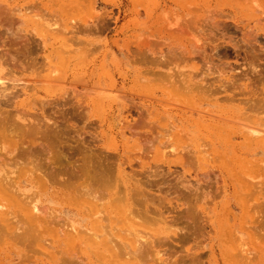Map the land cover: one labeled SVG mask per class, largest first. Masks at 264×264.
I'll return each instance as SVG.
<instances>
[{
    "label": "bare ground",
    "instance_id": "bare-ground-1",
    "mask_svg": "<svg viewBox=\"0 0 264 264\" xmlns=\"http://www.w3.org/2000/svg\"><path fill=\"white\" fill-rule=\"evenodd\" d=\"M168 1L173 5L179 4V0ZM23 2L24 0H0V162H16L37 157L39 160L51 161L59 157L58 153L63 154L67 150L68 154L64 152L68 155L67 158H75L81 163L79 167L75 166L80 172V175L76 174L80 180V188L77 190L83 196H87L85 198H88L90 207L86 210H76V218L71 220L72 216L52 210L51 193L47 188L35 190L32 193L35 194L34 196L25 194L21 198L19 211L15 213V225L0 219V241L7 236L20 238V242L25 240L23 243L28 241L32 244L30 247L35 251L29 247V252L33 251L31 253H36L40 249L49 251L52 257L43 264H157L158 258H153L157 257V254L151 250L155 245L154 240L146 241L144 236L128 231L129 238L123 241L112 230V208L118 209L115 203L125 201L129 210L132 206H142L146 212H158L166 221L181 224V230L172 239L161 238L159 244H169L172 241L178 244L186 243L185 241L190 243L186 248L184 245L180 248L178 257L183 258V264H264V159H256L261 161L262 170L257 180L246 181L239 185L249 191H261L255 203L249 204L250 207H246L242 199L238 198L239 195L238 197L235 195L232 202L229 201L228 206L223 209L195 210L192 204H189L185 207H170L163 211L153 208L155 196L148 190L149 187L158 185L150 178L163 175L161 172L165 171L167 177L174 175L180 177V174L184 177L188 173L197 188L222 187L228 192L227 174L215 163L214 150L219 144L217 131L221 125L236 127L238 132L233 138L242 140L236 144L255 145L256 152L264 153V136L261 135L264 127V99L260 97L261 92L262 94L264 92V85L258 89L264 81V0H240L241 4L234 0L227 2L225 9L228 13L223 16L218 14L215 0H202L203 16L200 15L202 18L199 21L193 19L194 16L188 18L189 20L184 16H178L173 25L182 32L160 34L157 39L158 45L152 40L151 44L150 39L148 40L150 44L144 41L138 42V48L144 44L153 46L154 43L159 46V50H164L161 56L155 53L157 57L155 56L156 59L152 61L153 56L150 59L144 54L146 60L141 51H137L139 57L143 55L145 62L153 64L152 71L145 74L151 76L148 81L159 82L155 83L158 86L155 96L148 102L149 104H144L140 100L139 102L135 100V103L133 100L131 105H128L130 103L127 104V100L123 99L117 105V115L112 114L104 123H108L107 126L111 129L119 126L118 132L125 140L136 137L141 144V154L158 150L161 144H164L162 132L153 125V117L161 112L162 99L159 93L162 96L175 91L182 98L183 103L173 113L174 121L177 123L174 124L181 126V132L191 131L190 138L195 143H190L178 151L177 163L172 166L173 169L171 166L166 167L157 163L138 172L132 170V164L129 162L133 176L139 173L148 180V186L139 190L129 188L123 179L127 167L125 164L129 158L123 147L118 146L115 150H111L108 144L91 141V139L95 140L96 136L94 134L95 137L90 136V133L84 130L90 122H85L88 120V115L84 113H87L90 106L98 107L99 96L91 97L93 88L88 85L87 80H84V76L79 78L72 70L73 57L69 54L75 49L72 51L67 49L66 58L64 51L62 53L61 48H58L65 59H60L61 62L56 64L46 57L47 63H43L48 65L42 76L43 79L56 83L61 80L64 83L59 96L44 101L49 107L48 113L45 109L38 111L26 109L22 102L16 100L19 96L25 95L30 79L40 78L38 74L42 73L41 68L44 66L41 61L43 58L33 56L34 50L32 51V47L30 49L28 46L30 40H33L28 36L31 33L26 34L29 33L26 29L29 23H32L34 28H38L36 19L42 17L41 12L44 10L47 12L48 15L44 11L45 16L42 17V21L40 19L42 22L40 24L45 26V29L38 28L41 33L36 32L43 43L46 36L50 39L51 33L61 34L65 30L59 26L63 21L67 28L70 26L73 29L75 19L71 0ZM190 9L197 11L194 7ZM63 14L64 17H60ZM47 16L49 19L46 18ZM25 29L26 33H24ZM72 29L71 31L74 32L75 27ZM68 31L71 33L70 30ZM226 31L236 33L237 40L231 41L234 39H231L234 36L231 34L229 39L218 41L223 36L217 38L216 33L223 32L224 35ZM61 38L65 39L67 35ZM70 43L73 46V42ZM150 46L146 49H150ZM165 50L170 57H166ZM229 53H233L236 60L227 62ZM56 57L53 59L57 61ZM231 57L232 55L229 59ZM239 58L241 60H238ZM136 59L140 64L141 60ZM35 62L41 65L35 66ZM166 63L168 65L173 63L174 66L171 68ZM33 66L38 67L40 71H37L38 68L34 70ZM33 71H36L37 77L32 76ZM242 79L246 81L242 82ZM79 83L82 84L80 90H78ZM257 89L260 92H257ZM79 95L86 96V99L83 102L76 101ZM77 106L82 108L81 111L76 110L79 108ZM123 109H126L127 114L121 118ZM116 117L118 121L115 124ZM81 119L83 120L81 122L86 123L83 128L76 124ZM99 127L101 131L97 133L104 141L103 124L100 123ZM208 145L210 151L202 148ZM206 152L211 155V159L207 160ZM63 155L60 153L62 159ZM0 180L2 182L7 180L4 172H0ZM106 220H109V225H106L108 224ZM125 226H127L125 230L135 227L131 221L125 223ZM46 227L50 230L49 235L43 233L46 232ZM119 237L122 243L119 241L118 244L115 238ZM76 242L84 245L82 249L69 250L67 246ZM106 250H109L111 255L120 257H94V255H102ZM177 251H174L175 255ZM27 259L30 261L29 258Z\"/></svg>",
    "mask_w": 264,
    "mask_h": 264
},
{
    "label": "rangeland",
    "instance_id": "rangeland-1",
    "mask_svg": "<svg viewBox=\"0 0 264 264\" xmlns=\"http://www.w3.org/2000/svg\"><path fill=\"white\" fill-rule=\"evenodd\" d=\"M25 1L26 0H24V2ZM28 1L30 0H27V2ZM43 1L48 2V0ZM62 1L66 2V0ZM71 1L72 5H74V32L71 31L72 27L70 28L69 26L68 29L63 21L59 25L62 26L63 29L59 26L58 27L62 30L65 29L64 31L66 33L62 31L64 32V34L62 35V32L58 28V31H60L61 34L56 32L53 35L51 33L50 39L48 38V36H46V40H43V43H46L43 44L42 40L39 39L37 33H41V30L38 28L45 29V26H41L40 24V22L42 21V17L45 16L44 10L43 12H41V21L38 17H36L38 19L35 18L36 20H38V28H34L33 24L29 23L26 28L28 29L29 33H26V29L24 30V33L26 34L31 33L30 35H28L30 36V38H32L33 40L35 39L34 41L30 40V45L28 44V46H30V49L32 47V51L34 50V53H32L33 56H41L38 57L39 59L43 58V60H41L43 61L42 64L47 63L46 57L52 59V63L57 64L60 59H65L66 54H68L67 52H65L67 51V49H69L70 51H72V49L76 50L70 52L71 54H69L73 57L71 68L79 78H82L84 76V80H87L88 85L93 88L94 92H92L93 94H91V97L96 98L97 96H99V100H97L98 107L92 108L90 106L87 110V113H84L85 115H88V120L85 122L87 123L90 121L89 124L86 125L85 122H81L83 121L82 119L76 124L78 127L82 128L86 125L87 127H85L84 130L90 133V136H92L93 134L96 136L95 137L93 135V137H95V140L91 139V141H95V143L108 144V148H111V150H115L118 146L120 148L123 147L126 155H129V158L127 159L125 164V167H127L125 168V174L123 173V179L129 186V188L138 190L143 189L148 186V180L147 178L140 176L138 173L140 171L138 170H141L142 168H149L157 163H161L166 167H172L177 163L176 157L178 151L182 147H185L190 143L195 144L193 139L190 138L192 135L191 131L181 132V126L175 125L177 123L173 118V113L175 112L177 107H180V105L183 103L182 98L177 95L175 91H171L170 93L162 96L159 93L160 96H158L162 99V106L160 107L161 112H158V114L153 117V125H155L156 129H160L159 131L162 132L160 133L161 135L163 134L162 139H164V144H161L162 146L160 145L161 147L158 150H151V152H147L146 154L140 153L141 144L136 137L125 140L124 137L118 132L119 126H115L114 129H111L107 126L108 123L104 122L108 120V118H110L112 114H114L115 116L117 115V105L123 99L127 100V104L128 102L130 103L128 105H131L133 100L135 103L136 101L139 102L140 100V102H143L144 104H149L148 102L154 98V94L158 87L157 84L159 82L148 81L149 79H151V76L150 74L145 73H150L152 71L153 64L146 61L148 63L147 64L143 58L147 55V57L151 59V57L153 56V58L151 59L152 61L156 59L155 56L157 53V56H159L160 54L163 55L164 50H159V46L157 47V39L160 34L177 33V31L182 32L180 28H177L173 25L176 17L184 16L186 20H189L188 18H190L191 16L193 18L194 16L193 19L199 21V19L202 18H200V15L203 16L202 0H179L178 6L173 5L168 0ZM188 1L191 3H189ZM225 1L215 0L214 2L216 7H218V14H221L220 16L228 13V11L225 9L227 6L226 3H229L231 1L233 2V0H228L227 2ZM235 1L241 4L240 0H234V2ZM186 5L190 8L194 7L197 11L191 10ZM198 9L200 12L198 11ZM159 12H161V14H159ZM60 17H64V14ZM160 17H162V19H160ZM27 18H29L28 14ZM46 18H48V16ZM46 18L44 17L43 19L45 20ZM157 19L158 21H156ZM43 25H45V23ZM166 26H168L169 28L174 27L176 29H169L166 28ZM68 30H70L71 33H74V39L73 33L71 34ZM32 33H34L33 36ZM68 33L70 34L68 35ZM216 34H218L217 38L220 35L223 36H220L221 38L219 37L220 39H218V41H225V38L229 39L231 37V34L232 36L234 35L233 37H231V39L234 38L232 40L230 39L231 41H235L238 38H235L237 34L233 33V31H226L224 35H222L223 32H217ZM66 35L67 38L65 39H67L68 41L61 38L62 36L66 37ZM225 35H227L228 37ZM37 37L38 43L36 40ZM40 40L43 45L42 47ZM70 40L73 42V46L70 43ZM148 40L149 42H151V44L152 41H156L157 45L154 43L153 46L147 44L145 45L144 43L150 44ZM140 41H144V46H140V48H138V42ZM149 46L150 49H146V47ZM58 48H61L62 53L63 51L64 54L66 53L64 55L65 57L62 56L63 54L60 53L61 51H58ZM137 51H141L140 53L146 55H144L143 57V55L141 54L143 58L139 57L140 55H138L139 52L137 53ZM58 54H60V56H58ZM166 54L167 52L165 50V55ZM229 54L230 56L232 55V57L229 59V56L227 62H233L234 60H236L233 53ZM52 56H57V61L54 60ZM168 56L170 57L169 54L166 55V57ZM128 57L131 58L129 59ZM147 57L145 58L146 60ZM38 58L36 59L38 60ZM136 58L141 60L140 64ZM34 60L32 62H34ZM238 60L241 59L239 58ZM36 62L34 63L35 66L38 64ZM38 65L41 64L39 63ZM43 65V67L41 68L42 73L40 72L38 74L40 75V78L36 76V71H33L34 73L32 76H36L37 78L34 79L31 76L32 80L30 79L28 81V87L26 89L25 95L19 96L16 100L18 102H22L26 109H31L34 111L45 109V112L47 111L48 113L50 110L49 107L44 103V101L47 99H52L55 96H59V93L63 89L61 87L64 86V83L61 80L57 81L56 83L55 81L48 82L46 81V79H43L42 76L46 72L45 69L48 67V65ZM167 66L172 68L174 64H167ZM35 68L36 67H34V70H36L38 67L36 69ZM37 71H40L39 68L37 69ZM243 81L245 82L246 80L242 79V82ZM80 83L78 84V90H80V86H82V84ZM262 85H264V81L261 83V85L258 86V89H260ZM258 89L257 92H260V90ZM263 94L261 92L260 97L264 99ZM85 99L86 96L79 95L76 101L83 102ZM164 108L166 109V111L163 112L162 110ZM81 109L82 108L79 107L76 110L81 111ZM126 114V109H123V112H121V118ZM120 119L119 124L121 123ZM117 121L118 117H116L115 124L117 123ZM100 123L103 124L102 129L105 130L104 136L102 137L104 141L101 140V136L97 133L98 131H101V126L99 127ZM178 129L181 130L179 131ZM237 132L238 131H236V127L234 126L221 125V127L217 131L219 135V144H217L214 150L216 165H218V168L224 169L227 174L226 178L229 185V188L227 190L228 192H226V190L222 187H219L217 189L207 186H204L203 188H197L195 186V181L188 173L184 177L181 174L180 177H178L179 175L176 177L175 175L167 177V174L164 171L163 173L161 172V174L163 175H159V173V176L150 178L154 179V181L158 185L153 186L152 188L149 187L150 189L147 188L151 191L152 195L155 196V203L153 205V208H158V210L164 211L165 209H170V207H185L189 204H192V207L195 210L200 208L206 211H210L214 208L223 209L228 206L227 204L229 203V201L232 202V198L235 195H239V197H237L242 199L246 207H250L249 204L253 205L258 199V196L261 195V191H249L244 189L243 186L240 187L239 185L246 181L257 180V178L262 174L260 164L261 161H257L256 159H264V153L261 151L256 152L255 145L253 146L248 144H236V142H242L241 138H233V136H236ZM261 135L264 136V127L263 130H261ZM232 140L235 142V145H233L234 142ZM202 148L206 151H210L209 145ZM64 152V155L62 154V152H60L61 155H63L64 160L60 156V153H58L59 157L61 158L57 156V159H52L51 161H45L42 159L39 160V157H37L32 159L29 158L18 160L16 162L11 161L6 163V160L4 161L5 163L0 162V172H4V174H6L7 176V180H4L3 182L0 180V219L2 218L6 223L9 222L12 225H15V213L19 211V202L21 201V198L24 197L25 194H32L35 192V190L45 188H47L51 193L50 204L52 210L61 212L62 214H66V216L69 217L72 216L71 220L76 218V210H86L90 207L88 198H85L87 196H83V194L77 190L78 188H80V180L77 178L78 176H76V174L80 175V172L79 169L75 168V166L78 165L76 167H79L81 163L79 161H76L75 158H67L68 155L65 154H68V152ZM206 158L207 160L211 159V155H209L207 152ZM129 162L132 164V170L135 169L138 171H136L138 173L137 175L135 174L133 176L134 173H131L133 171H130L131 166L129 165ZM173 168L174 167H172V169ZM159 181L160 183H157ZM32 195L34 196L35 194ZM115 204L116 206H118V209H116V207L112 208V230L116 233V235L118 234L123 241H126L127 238H129L128 231H134L138 235L144 236L146 241L154 240V249L152 247L151 250L155 254H157V257H153L158 258L157 264H183V258L178 257L179 251L181 246L184 245V248H186L190 243L185 241L186 243L178 244V242L172 241L169 244H159V241H161L162 239H172L174 235L181 230L180 223L166 221L159 215L158 212H146L143 210L142 206H132V209L129 210L128 206H126L125 204V201H121L118 204ZM106 221L108 223L106 225H109V220ZM129 221H131L135 225V227L129 230H125V228L127 227L125 226V223ZM45 230L46 232L42 230L43 233L49 235L50 230L47 227ZM120 237L115 238V240L118 241V244L121 240ZM19 240L21 239L10 238L8 236L1 239L0 264H29L30 262H32L33 264H43L45 260H50V257H52V254L50 255L49 251H42V249H40L39 251L37 250L38 252L36 251V253H31L35 251L33 247H30L32 246V244L28 243L27 241L26 243H28V245L30 244L29 246L27 245V248L26 243H23L25 242V240H22L21 242ZM112 242L110 243L112 244ZM83 246L84 245L82 243L76 242L67 247L69 250L79 251ZM29 247L32 248L33 251L29 252ZM175 250L178 252L176 255L174 254ZM110 253L111 252H109V250H106L102 255H94V257H120L111 255ZM27 258H29L30 261H28Z\"/></svg>",
    "mask_w": 264,
    "mask_h": 264
}]
</instances>
